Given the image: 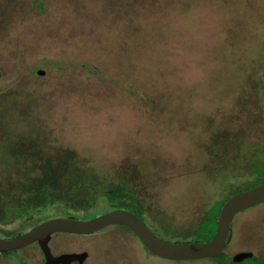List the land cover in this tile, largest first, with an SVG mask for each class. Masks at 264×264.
Listing matches in <instances>:
<instances>
[{
	"label": "rangeland",
	"instance_id": "obj_1",
	"mask_svg": "<svg viewBox=\"0 0 264 264\" xmlns=\"http://www.w3.org/2000/svg\"><path fill=\"white\" fill-rule=\"evenodd\" d=\"M263 149L264 0H0L2 195L67 178L72 151L96 176L81 205L108 180L164 239L203 240L234 186L260 177ZM232 232L227 257L264 255V203Z\"/></svg>",
	"mask_w": 264,
	"mask_h": 264
},
{
	"label": "flooded vegetation",
	"instance_id": "obj_2",
	"mask_svg": "<svg viewBox=\"0 0 264 264\" xmlns=\"http://www.w3.org/2000/svg\"><path fill=\"white\" fill-rule=\"evenodd\" d=\"M258 93H260V90L258 91ZM250 187L239 190L248 189ZM226 199L223 200V203L226 201ZM113 209H125L130 211L131 213L136 215L139 219H141L155 233L156 236L164 239L159 235L161 233L160 228L156 227L150 221L151 219L150 217H153V220L154 217H156L157 213L155 211L151 210L147 206H144L143 203H141V201L134 202L131 199H125L124 197L120 198L119 200L116 199L115 201H111L106 194H104V196L103 194L99 195L97 199L93 200L90 204L88 203L86 205L77 204L71 206L64 204V202H56V203H49L46 206H41L37 208L35 207L32 210L30 216H27L25 220L21 218H17L16 220H11L8 223H0V237H2L3 239H7V238L19 236L23 232L35 226L36 224L52 218H71V219L82 220V219L91 218L95 215ZM15 221L17 222V224H15ZM230 231H231V238L226 243L225 246H229L228 244L231 243L233 238L232 220L230 222ZM211 237L206 239L203 238V240H198V239L187 240V238L172 237L175 240L170 242L206 241ZM177 239H184V240H177ZM136 240H138L140 244L136 243L135 242ZM47 246L49 253L53 257H58L62 254H67L69 256L71 255L70 257H68L69 261L67 262L59 261L56 262L55 264H151L150 262L142 261L143 256L161 257L159 255L152 253L130 228H128L123 224H118V223L107 225L105 227H102L98 230L89 233L54 231L49 235ZM224 248L222 254L218 257L223 256L224 258L227 259L226 261H224V258H223V262L216 260L215 258L218 257H207V258L209 260L216 261L218 264H229L230 262L243 263L245 259H255L256 257H264V255L256 256L250 250H241V251H250L252 253V256L236 262L233 261L232 257L234 254L240 251H237L233 253L231 256L227 257L226 252H224ZM10 252L18 253V255H16V259H12L7 256V255H11ZM200 259H204V258H200ZM200 259H185V260L194 261ZM170 260L183 261L177 259H170ZM2 263L45 264V254L41 249L38 240H34L31 243L17 249L0 250V264Z\"/></svg>",
	"mask_w": 264,
	"mask_h": 264
},
{
	"label": "water",
	"instance_id": "obj_3",
	"mask_svg": "<svg viewBox=\"0 0 264 264\" xmlns=\"http://www.w3.org/2000/svg\"><path fill=\"white\" fill-rule=\"evenodd\" d=\"M43 74V70H38ZM264 202V181L248 189L232 194L222 204L216 229L212 237L206 241L170 242L155 235V233L136 215L125 209H113L95 215L88 219L52 218L36 224L21 235L3 239L0 237V250H13L38 240L45 254V264L67 262L70 257L62 254L53 257L47 246L49 235L54 231L74 233H89L107 225L118 223L130 228L146 247L154 254L168 259H200L218 257L231 238L230 222L233 216L252 205ZM250 251H240L233 255V261H241L251 257Z\"/></svg>",
	"mask_w": 264,
	"mask_h": 264
},
{
	"label": "trees",
	"instance_id": "obj_4",
	"mask_svg": "<svg viewBox=\"0 0 264 264\" xmlns=\"http://www.w3.org/2000/svg\"><path fill=\"white\" fill-rule=\"evenodd\" d=\"M67 155H69L68 157H70L68 159L67 164L79 167V168H75L74 170H69L68 172L70 173L68 174L67 178L64 177L61 179L60 177L59 178L56 177V174L50 175L49 173H47L43 178V182H41L42 180L39 179V178L42 179V175L40 172V174H37L36 176L30 178L31 180L29 179L26 184L24 183L23 185L24 188L22 190L20 189V187L18 188V190L21 191H19L20 193L17 192V196L15 197V199H13L14 198L13 195L11 197H7L0 193V220L5 223H8L11 220H16L17 218H21V217H23L22 219L25 220L27 216H30L32 210L35 207L37 208L41 206H46L49 203L64 202V204L72 206V205L81 204V200L83 199L87 203L86 199H88L89 192L88 190L84 192L83 190L84 187L81 185V183H83L82 181L87 182L90 179L93 180L96 176L91 175L92 174L91 171L87 173L88 170L82 168L83 166L81 167V163L76 159V155L74 152L71 151ZM54 158L58 160L55 164L60 165L61 159H59L56 156H54ZM46 163L49 164V162ZM81 168L82 171L81 170L77 171L78 169ZM262 170L263 171L261 172L260 177H254L253 174L250 171H248V173L252 175V178L246 180V182L244 181L243 184H239L236 187L234 186V190L231 191L230 195L239 189L247 188L264 181V169ZM63 172L64 171L60 173L61 176L64 175ZM81 173H82V177L84 176L83 178L79 176L81 175ZM34 178H37V182L40 183L33 182ZM107 183L109 185H105V190L108 191H104V190H100V191L102 192V194L104 191L105 192L104 194H106L111 201L116 200L114 198L116 192L118 195L120 194L118 196L119 198L120 197L122 198L125 195V194H121L123 191H121L122 187L120 185L113 186L111 188V182L107 180ZM98 190L99 187L97 188V191ZM81 192H83V196L81 195ZM81 196L82 198H80ZM75 197H78L79 200L78 201L73 200V198ZM222 203L218 206L215 214L212 217H210L209 222H212L213 217H214V223L216 222ZM214 228H212V232H211L212 234L214 233L213 231H215ZM211 235L209 237H211ZM215 259L223 262V256ZM244 262H246V264H264V257H256L255 259H245ZM229 264H242V263L230 262Z\"/></svg>",
	"mask_w": 264,
	"mask_h": 264
}]
</instances>
